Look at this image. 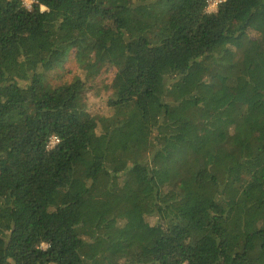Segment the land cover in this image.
<instances>
[{"label": "trees", "instance_id": "16d2710c", "mask_svg": "<svg viewBox=\"0 0 264 264\" xmlns=\"http://www.w3.org/2000/svg\"><path fill=\"white\" fill-rule=\"evenodd\" d=\"M208 1L0 0V264H264V0Z\"/></svg>", "mask_w": 264, "mask_h": 264}, {"label": "rangeland", "instance_id": "374dc122", "mask_svg": "<svg viewBox=\"0 0 264 264\" xmlns=\"http://www.w3.org/2000/svg\"><path fill=\"white\" fill-rule=\"evenodd\" d=\"M31 4L32 0L27 6L25 5V2L23 0V5L27 9L31 7ZM212 9L213 8L211 7L209 9L206 8V11L208 13H213ZM254 35V32H250V37H253ZM106 56H108V53ZM106 56L104 55L101 61L107 58ZM95 61L96 60H93V62ZM252 72L254 74L257 73V69L254 68ZM98 73L99 74L97 77L91 79L90 81L86 80L85 73L75 62L74 51H71L66 60L59 67H56L45 74V79L48 84L55 87L68 82L74 76H79V78L85 82V99L88 112L94 116H101L107 113L105 107L107 98L111 97L115 92L116 75L115 70L111 67H108L107 65L102 66ZM231 95L233 99L241 100V95L239 92L232 91ZM146 221L149 224H153L154 219L147 218ZM41 248L44 249L46 248V246L42 245Z\"/></svg>", "mask_w": 264, "mask_h": 264}, {"label": "built area", "instance_id": "2783aa9c", "mask_svg": "<svg viewBox=\"0 0 264 264\" xmlns=\"http://www.w3.org/2000/svg\"><path fill=\"white\" fill-rule=\"evenodd\" d=\"M221 1H223V0H220V1H217V0H209L206 8L209 9L211 7V8H213L212 9V12H215L216 11V8H217V5ZM58 142H59V140H58V138L56 136L50 137L49 140H48V142H47V144H46V149L47 150L53 149L56 146V144H58Z\"/></svg>", "mask_w": 264, "mask_h": 264}, {"label": "clouds", "instance_id": "9594fccd", "mask_svg": "<svg viewBox=\"0 0 264 264\" xmlns=\"http://www.w3.org/2000/svg\"><path fill=\"white\" fill-rule=\"evenodd\" d=\"M24 2H25V5L27 6L28 4H30V2H31V0H24ZM31 9L29 8V11H30ZM40 11L41 12H44V11H47V9L43 6V5H41L40 6Z\"/></svg>", "mask_w": 264, "mask_h": 264}]
</instances>
